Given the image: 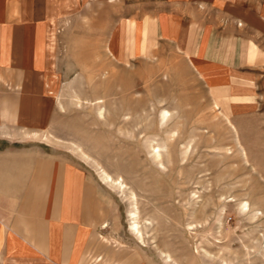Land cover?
<instances>
[{
  "label": "rangeland",
  "instance_id": "1",
  "mask_svg": "<svg viewBox=\"0 0 264 264\" xmlns=\"http://www.w3.org/2000/svg\"><path fill=\"white\" fill-rule=\"evenodd\" d=\"M133 1L44 0V59L11 76L0 123V231L30 241L0 264L35 259L64 161L88 195L70 217L91 232L86 264H264V0H186L181 46L145 11L172 0Z\"/></svg>",
  "mask_w": 264,
  "mask_h": 264
},
{
  "label": "crops",
  "instance_id": "2",
  "mask_svg": "<svg viewBox=\"0 0 264 264\" xmlns=\"http://www.w3.org/2000/svg\"><path fill=\"white\" fill-rule=\"evenodd\" d=\"M57 2L59 5L63 4L61 0H57ZM136 3H145V0H134L130 4ZM171 4L167 8H162L159 11L160 14L155 15V17L148 14L149 10L145 11L147 16L157 20V29L158 32L162 33V38H165L170 44L181 46L187 43L189 36L186 34L189 33L187 29L191 28L188 19L195 20V18L190 17L186 20L189 22L188 24L183 23V20L187 18L182 15L188 10L186 0H172ZM43 11L44 0H0V123H4L5 117L10 113L9 91L5 85L13 83L11 76L23 77L29 73L34 74L33 72L36 73L41 67L47 37V25L43 21ZM191 11L193 13L195 10L192 8ZM206 51L207 47L204 46L203 42L201 50L197 44L195 53L191 55V58L208 61L195 60L196 68L205 70L211 65L209 61L213 60L205 56ZM220 66L224 67L223 65ZM18 81L20 82V79L14 82L17 83ZM17 92L18 99L20 101L22 99L23 102V91L20 88ZM75 171V167L70 163H65V161L56 166L53 179L54 190L52 198L49 200V209L44 214L47 231L32 233L34 238H31L32 241L28 246L30 251L33 250L32 247L34 248L36 257L30 261V264L33 262L39 264L38 256L43 259L45 255L50 259L61 261L63 264H86L87 262L86 253L83 255L86 248H83L87 244L91 232L78 231L79 225L71 219L75 218L74 205L79 203L83 205L88 197L85 191V181L81 179V176H79V181L75 182ZM53 221L56 223L54 224L55 227L52 225ZM60 222L63 224L61 225ZM20 225L22 227L25 225L24 229L28 230L26 222L22 221ZM57 225H61V229ZM19 229H21L20 226L14 227L15 231ZM21 234L29 235L24 232ZM1 236L8 239L3 231H0ZM13 240L14 238L8 239V243L5 239L3 244L1 241L0 249L4 245V247L7 246V250L15 249L20 253L27 251L28 239H24L25 243L22 239ZM20 264L24 263L20 261Z\"/></svg>",
  "mask_w": 264,
  "mask_h": 264
},
{
  "label": "bare ground",
  "instance_id": "3",
  "mask_svg": "<svg viewBox=\"0 0 264 264\" xmlns=\"http://www.w3.org/2000/svg\"><path fill=\"white\" fill-rule=\"evenodd\" d=\"M168 114V111H166L164 113V117H166V115ZM163 117V118H164ZM230 123V122H229ZM81 148V147H80ZM81 150V149H80ZM82 151V150H81ZM85 157L87 159H91L88 155L84 154ZM157 156H159V154H157ZM96 163V167H97V171L98 174L100 175L101 179L111 185V186H117L120 189H124L127 187V184L125 183L124 179L121 176L118 177H113L101 164H99L98 162H96V160L94 161ZM133 199L135 198V194L133 193ZM136 200V199H135ZM136 206V205H135ZM245 206V205H244ZM132 214H136V211H133ZM137 225V224H136Z\"/></svg>",
  "mask_w": 264,
  "mask_h": 264
}]
</instances>
